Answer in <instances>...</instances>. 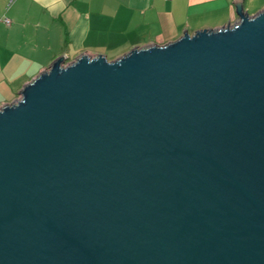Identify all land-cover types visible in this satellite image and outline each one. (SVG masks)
I'll use <instances>...</instances> for the list:
<instances>
[{"label":"water","instance_id":"1","mask_svg":"<svg viewBox=\"0 0 264 264\" xmlns=\"http://www.w3.org/2000/svg\"><path fill=\"white\" fill-rule=\"evenodd\" d=\"M235 4L0 108V264H264V10Z\"/></svg>","mask_w":264,"mask_h":264},{"label":"crops","instance_id":"2","mask_svg":"<svg viewBox=\"0 0 264 264\" xmlns=\"http://www.w3.org/2000/svg\"><path fill=\"white\" fill-rule=\"evenodd\" d=\"M3 2L11 6L4 17L10 24L0 23V108L19 99L23 87L61 56L72 62L83 53L98 55L97 46L114 38H126L133 50L218 30L239 19L235 2L250 16L264 10V0Z\"/></svg>","mask_w":264,"mask_h":264},{"label":"rangeland","instance_id":"3","mask_svg":"<svg viewBox=\"0 0 264 264\" xmlns=\"http://www.w3.org/2000/svg\"><path fill=\"white\" fill-rule=\"evenodd\" d=\"M4 0H0V23L1 20L5 19V15L8 14V6H11V2L4 4ZM131 44L129 41H127L126 38H114L110 40L109 42H105L98 45L96 50L100 51L101 55H104L106 57H110V61H114L121 57L126 51H132ZM124 45V46H123ZM128 45V46H126ZM136 47V46H135ZM131 49V50H130ZM95 51V52H97ZM69 61V59H68ZM70 62V61H69ZM18 91H14L15 95H17ZM19 93V92H18ZM12 97V96H11ZM12 103V102H11Z\"/></svg>","mask_w":264,"mask_h":264},{"label":"built area","instance_id":"4","mask_svg":"<svg viewBox=\"0 0 264 264\" xmlns=\"http://www.w3.org/2000/svg\"><path fill=\"white\" fill-rule=\"evenodd\" d=\"M4 21H5V23L8 24V25L10 24V20H9V19H5Z\"/></svg>","mask_w":264,"mask_h":264}]
</instances>
